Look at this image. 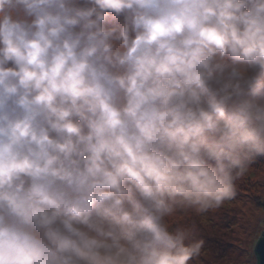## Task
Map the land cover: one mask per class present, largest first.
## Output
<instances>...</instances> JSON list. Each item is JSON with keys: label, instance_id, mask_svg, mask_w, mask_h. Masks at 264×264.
I'll return each instance as SVG.
<instances>
[{"label": "clouds", "instance_id": "obj_1", "mask_svg": "<svg viewBox=\"0 0 264 264\" xmlns=\"http://www.w3.org/2000/svg\"><path fill=\"white\" fill-rule=\"evenodd\" d=\"M256 190L264 0H0V264H212Z\"/></svg>", "mask_w": 264, "mask_h": 264}, {"label": "rangeland", "instance_id": "obj_2", "mask_svg": "<svg viewBox=\"0 0 264 264\" xmlns=\"http://www.w3.org/2000/svg\"><path fill=\"white\" fill-rule=\"evenodd\" d=\"M246 215L239 207L210 218L205 233L212 264L228 257L231 264H257L256 246L264 234V196L256 191L246 194Z\"/></svg>", "mask_w": 264, "mask_h": 264}, {"label": "water", "instance_id": "obj_3", "mask_svg": "<svg viewBox=\"0 0 264 264\" xmlns=\"http://www.w3.org/2000/svg\"><path fill=\"white\" fill-rule=\"evenodd\" d=\"M256 255L258 257V264H264V234L256 246Z\"/></svg>", "mask_w": 264, "mask_h": 264}, {"label": "trees", "instance_id": "obj_4", "mask_svg": "<svg viewBox=\"0 0 264 264\" xmlns=\"http://www.w3.org/2000/svg\"><path fill=\"white\" fill-rule=\"evenodd\" d=\"M262 237H263V236H262ZM262 237H261V239H262ZM261 239H260V240H261ZM260 240H259V241H260ZM255 252H256V251H255ZM257 264H258V257H257Z\"/></svg>", "mask_w": 264, "mask_h": 264}]
</instances>
